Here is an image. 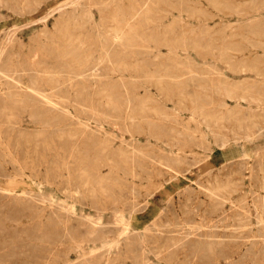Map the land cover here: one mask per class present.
<instances>
[{
  "label": "rangeland",
  "instance_id": "obj_1",
  "mask_svg": "<svg viewBox=\"0 0 264 264\" xmlns=\"http://www.w3.org/2000/svg\"><path fill=\"white\" fill-rule=\"evenodd\" d=\"M73 1L0 2V44L4 47L0 70H7V65L21 67L41 62L53 70L55 75L65 74L79 62L71 54L64 56L60 50L63 48L64 32L72 34H67L71 45L73 40L79 37L81 41L75 40V43H79L80 50L89 52L91 60L95 59L94 55L101 52V43L107 39L104 34L107 25L103 23V18L108 17L117 5L127 12L128 5L135 0H75L77 3ZM145 1L146 8L150 6L158 16L155 20L160 21L158 24L161 23L157 28L147 27L145 31H152L158 38L153 41L148 38L141 40V37L137 36V42H144L141 47L144 46V50L149 52L125 58L128 62L140 63L142 69H132L123 74L117 71L114 74L108 73L99 69L98 73L89 79L92 83L89 82L86 89L69 87L55 96L58 100V103H55L56 112L50 111L40 117L37 114L36 121L34 117H29L32 107L13 108L15 113L11 110L15 117L11 116L10 121L22 124L32 134H37L41 124L45 125L41 121L47 120V137L64 134L66 141L82 142L84 136H91V140L97 142H88L87 147L83 148L89 150L93 157L95 149L103 148L104 141H107L104 144L107 145L104 152L109 149L110 157L109 164L101 168L102 174L107 178L104 190L94 185L93 188L90 184L89 188L83 189L81 186L80 191H73L68 195L58 191L56 183L38 178L31 185H34L33 188L38 192L52 195L48 202L39 199H25L19 202L16 199L17 193L13 194L14 198L6 200L7 197L1 196V193L0 264H36L38 261L43 264H57L65 258L66 264H264V0H231V3L230 0ZM98 2L103 5L99 6ZM63 4L64 11L60 9ZM120 15L122 16V11ZM66 22L69 25H66ZM77 25L78 28H75ZM67 26L68 29L65 30ZM85 30L89 31V35ZM108 30L107 33L111 35ZM140 30L141 28L137 30L138 33ZM82 38L86 41H82ZM119 39L117 37V42ZM172 39H175L177 44ZM178 39L185 40H179L182 43L178 44ZM197 44L202 50L196 48ZM64 57L66 58L63 59ZM95 78H99L101 82ZM3 81L1 78L0 123L7 121L6 115L10 113V110H3L5 105H15L13 100H8L10 96ZM101 89H104L105 93L102 94ZM111 94L114 99H120L119 103L123 107L121 115L113 109L115 102L111 103ZM242 96H246L245 99ZM17 104L22 105L20 102ZM155 109L159 111L158 114ZM90 112L95 113V116ZM99 114L101 116H98ZM249 133L251 136L247 138ZM223 140H226L224 145ZM117 152L120 155H117ZM93 157L87 161L91 162ZM66 173L69 175L68 171ZM8 183V176L0 174V189L7 187ZM132 189L137 192L132 194ZM215 190L219 195L212 194ZM28 196L27 194L26 197ZM135 198L137 209L125 210L122 219H115L113 208L123 207V202ZM218 201L223 203L219 204ZM103 206L106 208L101 210ZM52 208L64 215L63 221H58V216L53 213ZM91 220H95L94 224L105 231L112 230L108 234L113 235L114 242H109L111 239L107 237L108 243H103L106 241L104 239L95 242L85 240L83 249L76 246L69 231L77 229V232L84 236L88 230L86 223ZM30 222L35 223L32 225ZM174 225L181 230L168 231L173 229ZM48 232L53 234L51 239L46 235ZM208 241L209 244L213 242L211 246L206 244ZM210 247L212 251L208 250Z\"/></svg>",
  "mask_w": 264,
  "mask_h": 264
},
{
  "label": "bare ground",
  "instance_id": "obj_2",
  "mask_svg": "<svg viewBox=\"0 0 264 264\" xmlns=\"http://www.w3.org/2000/svg\"><path fill=\"white\" fill-rule=\"evenodd\" d=\"M118 1V0H117ZM211 1V0H210ZM216 1V0H215ZM219 1V0H217ZM216 1V2H217ZM229 1V0H226ZM247 1V0H246ZM0 2H4V0H0ZM75 2V0L73 1ZM79 2V1H78ZM83 2V1H81ZM123 2V1H122ZM146 2L145 0H135L134 3H131L129 6V9L127 10V12H125V9L122 10L120 6H116L113 10L110 11V13L108 14V17H104L103 18V23H106V33H104L106 35V41L102 44V48H101V52L98 55H94V57H96L95 59L91 60L90 58V54L89 52H85L84 50H80L79 47V43L76 44L75 42L79 40L78 39L74 41L73 45H71L70 41L68 42V36H72V34H69L68 32H62L61 34L63 35V42H62V46L63 48L60 50L62 51V53L67 55L71 54L76 60L77 65H74L73 67H70L68 69V71L63 74V75H55L54 73H52V71L49 69V67H46L45 65H42L41 62H33L32 65H26V66H21V67H13L11 65H7V70L6 69H2L0 70L2 72V74H0V79L2 78L3 84L6 85L7 87V91L9 93L10 98L8 100H13V106L10 105H5L6 107L3 108V110L5 111V109H7L8 111L10 110V113L7 114V121H3L0 123V174H5L8 176L9 179V183L7 187H4L3 189H0V194L2 193L1 196L7 197L6 200L8 199H12L13 194L17 193V200L19 202H23L25 199L26 200H32V199H39L43 202H46L47 200L51 199V196H47L44 192L41 191H36L33 186L31 184H33L34 180H49L50 182H54L57 184L58 186V191L60 192H64L66 194H71V192H77L80 191L79 188L82 186L83 189L84 187H88V185L92 184V186H97L100 189L105 188V175L102 174V170L101 168L104 165H108L109 164V157H110V153L108 152L109 149H107V152L105 153L104 150L105 148H107V145L105 146L104 144H106V142L104 141L103 143V148L101 147V149H95V157L91 156L89 153V150H86L83 148V146L87 147L88 142H97V140H91V136H84V139L82 140V142H78L77 140L74 141H66L63 138L64 134H59V136H55V137H47V135L45 134L46 132V123H48L49 121L47 120H43L41 121V123H45L41 124L40 126V130H38L37 134H32L29 133V131H27L22 124H18L16 121H10L11 116H13L12 111L14 110L13 108L16 107H22L23 109H26L27 107H32V110L30 112L29 117H36L37 118V114L40 116H45L48 112L50 111H55L56 112V105L55 103H58V100L55 96H57L58 94H60V92L64 91L66 88L68 89L69 87H78L80 89L83 88H87L89 86V82H91L89 79L96 75L98 73L97 70H105L108 73H113L114 72H118L123 74L125 71H131L133 69V71L140 69L141 64H137V63H133V62H128L126 61V57L127 56H137V55H142L144 53H147L149 51H145L144 50V46L141 47V45H144V42H137L136 37H141L140 39H150V40H157L158 35L154 34L152 31L148 32L145 31L147 29V27L149 28H157L156 26H158V22L160 21H156L155 19L158 17L155 12L153 11V9H150L149 7L146 8ZM196 2V1H195ZM225 2V1H224ZM231 3V0L229 1ZM69 3V2H67ZM77 3V2H75ZM97 3V2H96ZM111 3V2H110ZM148 3V2H147ZM214 3V1H213ZM212 3V4H213ZM220 3V2H218ZM251 3V2H250ZM25 4V3H24ZM189 4V3H188ZM217 4V3H214ZM223 4V3H222ZM234 4V3H233ZM241 4V3H239ZM71 5V4H70ZM72 5H74L72 3ZM98 5L102 6L103 4L101 2H98ZM153 5V4H152ZM192 5V4H191ZM79 6V4H78ZM148 6V5H147ZM210 6V5H209ZM221 4L219 5L220 8ZM223 6V5H222ZM226 6V5H225ZM235 6V5H234ZM64 7V4L60 7V9L62 10ZM114 7V6H113ZM118 7V9H116ZM125 7V6H124ZM127 7V6H126ZM233 7V6H232ZM146 8V9H145ZM177 8V7H176ZM217 7V9H219ZM231 8V7H230ZM227 8V9H230ZM244 8V7H243ZM247 8V7H246ZM264 8V7H263ZM76 9V8H75ZM103 8H101L102 10ZM221 9V8H220ZM224 9V8H223ZM226 9V8H225ZM224 9V10H225ZM232 9V8H231ZM238 9V8H235ZM178 10V9H177ZM201 10H203V8H201ZM64 11V9H63ZM122 11V16L120 15V12ZM73 12V11H72ZM208 12V11H207ZM231 12V11H230ZM76 14V12H74ZM73 13V14H74ZM107 13V12H106ZM104 13V15L106 14ZM180 13V12H179ZM223 13V12H222ZM236 13V12H234ZM71 13V15H73ZM240 15V14H239ZM238 15V16H239ZM181 16V15H180ZM73 17V16H72ZM80 17V16H79ZM169 17V16H168ZM203 17V16H202ZM215 17V16H214ZM69 18V17H68ZM105 18H107V20L105 21ZM190 18V17H189ZM60 19V18H59ZM71 19V18H70ZM75 19V16H74ZM87 19V18H85ZM173 19V18H172ZM161 20V18H160ZM165 20V19H164ZM163 20V21H164ZM213 20V19H212ZM256 20V19H255ZM61 21V19L59 20V22ZM65 21V20H64ZM67 21V20H66ZM71 20H69L70 22ZM207 21V20H206ZM72 22V21H71ZM86 22V21H85ZM97 22V21H96ZM255 22V21H254ZM88 23V22H87ZM99 23V22H97ZM101 23V21H100ZM99 23V24H100ZM164 23V22H162ZM256 23V22H255ZM62 24V23H61ZM73 24V23H72ZM78 24V23H77ZM91 24V23H89ZM66 25H69L66 22ZM85 25V24H83ZM82 25V27H84ZM88 25V24H87ZM97 25V24H96ZM104 25V24H102ZM104 25V26H105ZM62 26V25H61ZM64 26V25H63ZM62 26V27H63ZM80 26V25H79ZM90 26V25H89ZM94 26V25H93ZM101 26V25H100ZM161 26V25H160ZM173 26V25H172ZM192 26V25H190ZM86 27V26H85ZM181 27V26H180ZM71 28V27H70ZM73 28V26H72ZM71 28V29H72ZM78 28V25L77 27ZM80 28V27H79ZM91 28V27H90ZM101 28V27H99ZM110 28V29H109ZM141 28L140 33H138V29ZM174 28V27H173ZM188 28V27H187ZM252 31H254V27L252 26ZM54 29V28H53ZM68 29V26L65 28V30ZM70 29V30H71ZM94 29V28H93ZM96 29L98 30V28L96 27ZM95 29V30H96ZM104 29V28H103ZM104 29V30H105ZM111 31V35H109L107 33V30ZM175 29V28H174ZM197 29V28H196ZM205 29V28H204ZM234 29V28H233ZM245 29V28H244ZM55 30V29H54ZM60 30V29H59ZM69 30V31H70ZM77 30V29H76ZM79 30V29H78ZM83 30V29H81ZM87 30V29H86ZM85 30V31H86ZM96 30V31H97ZM101 30V29H99ZM108 30V31H109ZM183 30V28H182ZM247 30V29H246ZM68 31V30H67ZM75 31V30H74ZM93 31V30H92ZM169 31V30H168ZM191 31V30H189ZM218 31V30H217ZM232 31V30H231ZM15 32V31H14ZM13 32V33H14ZM79 32V31H78ZM81 32V31H80ZM83 32V31H82ZM101 32V31H100ZM163 32V31H162ZM236 32V31H235ZM12 33V32H11ZM72 33V32H71ZM77 33V32H75ZM86 33H88L87 35H89V31ZM85 33V34H86ZM95 33V31H94ZM103 33V32H102ZM165 35V32H163ZM162 33V34H163ZM200 33V32H199ZM238 33V32H237ZM54 34V33H53ZM93 34V33H92ZM13 35V34H10ZM55 35V34H54ZM96 35V34H95ZM200 35V34H199ZM205 35V34H204ZM43 36V35H42ZM80 36V35H79ZM101 36V35H100ZM157 36V37H156ZM160 36V35H159ZM174 36V35H173ZM177 36V35H176ZM196 36V35H195ZM52 37V35H51ZM56 36H54L55 38ZM76 37V35H75ZM82 37V36H81ZM117 37L120 38L119 41L117 42ZM180 37V36H179ZM12 38V37H11ZM53 38V37H52ZM57 38V37H56ZM65 38V39H64ZM70 38V37H69ZM72 38V37H71ZM70 38V39H71ZM74 38V37H73ZM87 39V37H85ZM90 39V37H88ZM92 38V37H91ZM95 38V37H94ZM94 38H93V42H94ZM97 38V37H96ZM155 38V39H153ZM163 38V37H162ZM172 38V37H171ZM182 38V37H180ZM187 38V37H185ZM195 38V37H194ZM62 39V38H61ZM60 39V40H61ZM69 39V40H70ZM200 39V38H199ZM11 40V39H10ZM165 40V39H164ZM173 40V39H172ZM175 40V39H174ZM173 40V41H174ZM178 39V44L180 43ZM185 40V39H182ZM181 40V41H182ZM189 40V39H188ZM198 40V39H196ZM201 40V39H200ZM255 40V39H254ZM6 41V40H4ZM53 41V39H52ZM58 41V40H57ZM67 41V43H66ZM81 41V39L79 40ZM82 41L83 38H82ZM86 41V40H85ZM84 41V42H85ZM100 41V40H99ZM98 41V43H99ZM170 41V40H169ZM191 41V40H190ZM194 41V40H193ZM209 41V40H207ZM206 41V42H207ZM231 41V40H230ZM257 41V40H256ZM9 42V41H8ZM7 42V43H8ZM83 42V43H84ZM156 42V41H155ZM163 42V41H162ZM184 42V41H183ZM187 42V41H186ZM195 42V41H194ZM193 42V43H194ZM6 43V44H7ZM59 43V41H58ZM89 43V42H88ZM151 43V42H150ZM153 43V42H152ZM160 43V42H159ZM167 43V42H166ZM165 43V44H166ZM176 43V40H175ZM182 43V42H181ZM180 43V44H181ZM189 43V42H187ZM192 43V44H193ZM197 43V42H196ZM195 43V44H196ZM209 45L210 42H208ZM213 43V42H211ZM55 44V43H54ZM60 44V43H59ZM58 44V45H59ZM154 44V43H153ZM177 44V43H176ZM184 44V43H183ZM199 44V43H198ZM197 44L196 48L199 47V45ZM57 45V47H58ZM83 45V44H82ZM87 46H89L88 44H86ZM96 45V44H95ZM98 45V44H97ZM168 45V44H166ZM165 45V46H166ZM185 45V44H184ZM222 45V44H221ZM9 46V45H8ZM43 46H45L43 44ZM169 46V45H168ZM212 46V45H211ZM6 47V46H5ZM97 47V46H96ZM137 47H139L137 49ZM141 47V48H140ZM209 48V46H207ZM122 48V49H121ZM173 48V47H172ZM175 48V47H174ZM177 48V47H176ZM175 48V49H176ZM187 48V47H186ZM201 49V47H199ZM206 48V49H208ZM234 48V47H231ZM42 49V48H41ZM49 49V48H48ZM84 49V47H83ZM171 49V48H169ZM258 49V48H257ZM94 50L96 51V48L94 47ZM174 50V49H173ZM173 50H169V51H173ZM202 50V49H201ZM205 50V49H204ZM210 50V48H209ZM52 51V50H51ZM57 51V50H56ZM88 51V50H87ZM92 51V50H91ZM90 51V53H91ZM93 51L95 54L96 52ZM98 51H100L98 49ZM153 51V50H151ZM150 51V52H151ZM225 52H227V50H224ZM264 51V50H263ZM4 52V47L3 44H0V58L2 57V54ZM41 52V51H40ZM43 52V51H42ZM175 52V51H173ZM177 52V51H176ZM216 52V51H215ZM231 52V51H229ZM256 52V51H254ZM15 53V52H14ZM18 53V52H17ZM24 53V52H23ZM39 53V51H38ZM58 53V52H57ZM180 53V52H179ZM201 53V52H200ZM203 53V52H202ZM208 53V50L207 52ZM205 53V55H206ZM209 53L211 54V52L209 51ZM252 53V52H251ZM16 54V53H15ZM25 54V53H24ZM46 55V53H44ZM43 54V55H44ZM168 54V53H167ZM171 54V53H170ZM169 54V55H170ZM186 54V53H185ZM28 56V54H26ZM16 56V55H15ZM41 56V55H40ZM58 56V55H57ZM144 56V55H143ZM17 57V56H16ZM26 57V56H25ZM29 57V56H28ZM45 57V56H44ZM60 57V56H59ZM58 57V58H59ZM63 57V56H62ZM71 57V56H70ZM141 57V56H140ZM219 57V56H218ZM27 58V57H26ZM66 57H64L63 59H65ZM90 58V59H89ZM128 58V57H127ZM28 59V58H27ZM60 59V58H59ZM131 59V58H130ZM138 59V58H137ZM140 59V58H139ZM57 60V59H56ZM75 60V61H76ZM50 61V60H49ZM132 61V60H131ZM15 62V61H14ZM64 62V61H63ZM21 63V62H20ZM30 63V62H29ZM105 64L102 65L101 64ZM112 63V64H111ZM34 64V65H33ZM69 64V63H68ZM165 64V63H164ZM50 65V64H49ZM65 65V64H64ZM67 65V62H66ZM70 66V64H69ZM263 66V65H262ZM146 67V66H145ZM156 67V66H155ZM187 67V66H185ZM204 67V66H203ZM3 68V66H2ZM66 69V67H65ZM64 69V71H66ZM142 69V68H141ZM63 70V69H62ZM61 70V72H62ZM174 70V69H173ZM60 71V70H59ZM63 71V72H64ZM139 71V70H138ZM196 72V71H195ZM151 74V72H150ZM181 74V73H180ZM109 76V75H108ZM105 76H102V78ZM189 77V76H188ZM101 78V77H100ZM130 78V77H129ZM186 78V77H185ZM99 79V78H95ZM112 79V78H110ZM119 79V78H118ZM166 79V78H165ZM168 79V78H167ZM170 79V78H169ZM108 80V79H107ZM173 80V79H172ZM100 81V79H99ZM97 81V83L99 82ZM133 81V80H132ZM162 81V80H161ZM101 82V81H100ZM110 82V81H109ZM92 83V82H91ZM116 83V82H115ZM124 83V82H123ZM153 83V82H152ZM100 84V83H99ZM3 85V86H4ZM106 85V83H105ZM114 86V85H113ZM112 86V87H113ZM138 86V85H137ZM136 86V87H137ZM164 86V85H163ZM98 87V86H96ZM95 87V88H96ZM153 87V86H152ZM5 88V87H4ZM102 88V87H100ZM99 88V89H100ZM115 88V87H114ZM230 88V87H228ZM66 89V90H67ZM77 89V88H76ZM118 89V88H117ZM129 89V88H128ZM223 89V88H222ZM75 90V89H74ZM78 90V89H77ZM110 90V89H109ZM116 90V89H115ZM224 90V89H223ZM227 90V89H226ZM134 91V90H133ZM236 91V90H235ZM78 92V91H77ZM229 91H227L228 93ZM259 92V91H258ZM101 93H105L104 89H101ZM226 93V94H227ZM231 93V92H230ZM75 94V93H73ZM77 94V93H76ZM99 94H100V90H99ZM130 94V93H129ZM79 95V94H78ZM82 95V94H81ZM97 95V94H96ZM112 95V94H111ZM110 95V96H111ZM204 95V94H203ZM71 96V95H70ZM100 96V95H99ZM105 96V95H104ZM153 96V95H152ZM255 96V95H254ZM77 97V96H76ZM80 97V95H79ZM101 97V96H100ZM103 97V96H102ZM106 97V96H105ZM113 98V95L111 96ZM146 97V96H145ZM246 96H242V98L245 99ZM73 98V97H72ZM71 98V99H72ZM78 98V97H77ZM98 98V97H97ZM104 98V97H103ZM107 98V97H106ZM131 98V97H129ZM137 98V97H136ZM70 99V98H69ZM80 99V98H79ZM100 99V98H98ZM97 99V100H98ZM238 99V98H237ZM259 99V98H258ZM92 100V98H91ZM118 98L115 97V99L113 98V101L115 102V106L113 107L114 110H117L118 113L121 115L122 112V106L121 103H119ZM125 100V99H124ZM253 100V99H252ZM59 101H61L59 99ZM95 101V100H94ZM99 101V100H98ZM102 101V100H101ZM106 101V100H105ZM240 101V99H239ZM17 102L22 103L21 106H17ZM66 102V101H64ZM96 102V101H95ZM100 102V101H99ZM104 102V100H103ZM12 103V102H11ZM68 103V102H67ZM91 103V102H90ZM107 103V102H106ZM110 103V101H109ZM249 103V102H248ZM17 104V105H16ZM63 104V103H62ZM101 104V102H100ZM114 104V103H113ZM112 104V105H113ZM12 105V104H11ZM79 105V104H78ZM150 105V104H149ZM58 106V105H57ZM74 106V105H73ZM96 106V105H95ZM110 106V105H109ZM70 107V106H68ZM77 107V106H76ZM82 107V106H81ZM89 107V105H88ZM189 107V106H188ZM64 108V107H63ZM74 108V107H73ZM91 108V107H90ZM100 108H102V106H100ZM164 108V107H163ZM65 109V108H64ZM84 109V108H83ZM82 109V110H83ZM192 109V108H191ZM194 109V108H193ZM262 109V108H261ZM6 110V112H8ZM12 110V111H11ZM68 110V109H67ZM93 110V109H91ZM95 110V109H94ZM93 110V111H94ZM102 110V109H101ZM104 110V109H103ZM142 111L145 110L141 109ZM196 110V109H195ZM97 111V110H95ZM94 111V112H95ZM15 113V111H13ZM59 113V111H57ZM77 112V111H76ZM85 112V111H84ZM128 112V111H127ZM155 112L158 114L159 111L155 109ZM193 112V111H192ZM68 113V112H67ZM100 113V112H99ZM102 113V112H101ZM100 113V114H101ZM105 113V112H104ZM66 115V113H63ZM70 114V111H69ZM90 114H92L90 112ZM95 113H93L92 115H94ZM98 116H101V115ZM107 114V113H106ZM105 114V115H106ZM152 114V113H151ZM242 114V113H241ZM28 115V114H27ZM128 115V114H127ZM24 116V115H23ZM62 117V115H60ZM75 116V115H74ZM95 116V115H94ZM107 117V115H106ZM131 117V116H130ZM222 117V116H221ZM26 118V117H24ZM36 118L34 119L36 121ZM55 118V117H54ZM53 118V119H54ZM72 118V117H71ZM70 118V120H71ZM98 118V117H97ZM132 118V117H131ZM134 118V117H133ZM223 118V117H222ZM15 119V118H13ZM31 119V118H30ZM46 119V118H44ZM57 119V118H56ZM60 119V118H59ZM107 119V118H106ZM141 119V118H140ZM22 120V119H21ZM20 120V121H21ZM38 120V119H37ZM55 120V119H54ZM53 120V122H54ZM122 120V119H121ZM232 120V119H231ZM72 121V120H71ZM76 121V120H75ZM123 121V120H122ZM28 122V121H27ZM34 122V121H33ZM52 122V121H51ZM25 123V122H23ZM105 123V122H104ZM122 123V122H121ZM216 123H219L216 121ZM32 124V122H31ZM36 124V123H35ZM53 124V123H52ZM237 124V123H236ZM40 125V124H39ZM48 125V124H47ZM59 125V124H58ZM79 125V124H78ZM82 125V123H81ZM221 125V124H219ZM84 125H82L83 127ZM61 127V126H60ZM130 127V126H129ZM237 127V126H236ZM135 128V127H134ZM264 128V127H263ZM86 129V128H85ZM101 129V128H100ZM51 130V129H50ZM87 130V129H86ZM237 130V129H236ZM44 131V132H41ZM79 132V129L77 130ZM83 131V129H82ZM85 131V130H84ZM83 131V132H84ZM91 131V130H90ZM89 131V132H90ZM124 131V130H123ZM238 131V130H237ZM248 131V130H247ZM50 132V131H49ZM77 133V132H76ZM81 133V132H80ZM236 133V132H235ZM84 134V133H83ZM88 134V132H87ZM216 134V133H215ZM244 133H242V136ZM251 133L247 134L246 137L249 138L251 135ZM51 135V134H49ZM85 135V134H84ZM261 135V134H260ZM94 136V134H93ZM73 137V136H72ZM111 137V136H110ZM116 137V136H115ZM154 137V136H153ZM194 137V136H193ZM215 137V136H214ZM226 137V136H225ZM238 137V136H236ZM241 137V136H240ZM159 138V137H158ZM227 138V137H226ZM225 138V139H226ZM245 138V137H244ZM230 139V138H227ZM236 139V138H235ZM107 140V139H104ZM228 141V140H227ZM226 143V140L222 141V145H224ZM92 144V143H91ZM94 144V143H93ZM98 144V143H96ZM123 144V142H122ZM140 144V143H139ZM152 144V143H151ZM164 144V143H163ZM228 144V143H227ZM102 145V143H101ZM110 145H112L110 143ZM109 145V146H110ZM80 146H82V148L80 149ZM108 146V147H109ZM180 146V145H179ZM111 147V146H110ZM125 147V146H124ZM170 147V146H169ZM97 148V146H96ZM122 148V147H121ZM182 148V147H181ZM119 150V148H118ZM122 151V149L120 150ZM160 152V151H159ZM118 153V152H117ZM164 153V152H163ZM212 153V152H211ZM122 154V153H121ZM124 154V153H123ZM122 154V155H123ZM93 155V154H92ZM117 155H120L119 153ZM170 156V155H169ZM91 157H93V160L91 162H88L87 160H89ZM100 157V158H99ZM156 157V156H155ZM159 157V156H158ZM156 160H158L156 158ZM153 162H155L154 160H152ZM161 163H163L162 160H159ZM172 162V161H171ZM179 162V161H178ZM125 163V162H124ZM128 163V162H127ZM165 163V162H164ZM169 163V162H168ZM167 163V165H168ZM177 163V162H176ZM166 164V163H165ZM113 165V164H112ZM155 165V164H154ZM159 166H161L160 164H158ZM117 166V165H116ZM113 166V167H116ZM169 166V165H168ZM172 167V166H171ZM188 167V166H187ZM121 168V167H120ZM159 168V167H158ZM173 168V167H172ZM110 169V168H109ZM171 169V168H170ZM174 169V168H173ZM172 169V170H173ZM66 171H68L69 175H66ZM109 171V170H108ZM157 172V171H156ZM110 173V172H109ZM155 173V172H154ZM162 174V173H161ZM158 176V175H157ZM108 177V176H107ZM134 178V177H133ZM107 179V178H106ZM109 179V178H108ZM262 180V179H261ZM126 181V180H125ZM144 182V181H143ZM31 185V186H30ZM37 185V184H36ZM93 186V188H94ZM96 187V188H97ZM115 187V186H114ZM118 187V185L116 186ZM206 187V186H205ZM89 188V187H88ZM124 188V187H123ZM16 189V191H15ZM92 189V188H91ZM138 189V188H137ZM218 189V188H217ZM226 189V188H225ZM232 189V188H231ZM104 190V189H103ZM204 190V189H203ZM220 192V189H218ZM224 192V188L222 189ZM12 191H15L12 193ZM88 191V190H87ZM93 191V190H92ZM98 191V190H97ZM102 191V190H100ZM108 191V190H107ZM236 191V190H235ZM85 192V191H84ZM90 192V191H89ZM99 192V191H98ZM132 194H135V189H132ZM226 192V191H225ZM95 193V192H94ZM211 193V192H210ZM221 193V192H220ZM27 194L29 195L28 197ZM83 194V193H82ZM90 194V193H89ZM100 194V193H98ZM104 194V193H103ZM212 194L214 195H219L218 191H212ZM226 194V193H225ZM230 194V193H229ZM92 195V193H91ZM94 195V194H93ZM214 195V196H215ZM101 196V194H100ZM105 196V195H104ZM232 196V195H231ZM73 197V196H72ZM212 197V195H211ZM226 197V196H225ZM102 198V197H101ZM109 198V197H108ZM219 198V197H217ZM216 198V199H217ZM87 199V197L85 198V200ZM104 199V198H103ZM102 199V201H103ZM113 199V198H112ZM220 199V198H219ZM227 199V197H226ZM225 199V200H226ZM16 200V201H17ZM105 200V199H104ZM221 200V199H220ZM224 200V202H226ZM264 200V199H263ZM101 201V202H102ZM172 201V200H170ZM213 201V199H212ZM230 201V200H229ZM232 201V200H231ZM48 202V201H47ZM87 202V201H86ZM90 202V201H89ZM100 202V203H101ZM105 202V201H103ZM117 202V201H116ZM215 202V201H214ZM219 204H222L223 202L218 201ZM242 202V201H241ZM39 203V202H38ZM51 203V202H50ZM49 203V204H50ZM120 203V202H119ZM243 203V202H242ZM264 203V201H263ZM18 204V203H17ZM41 204V203H40ZM46 204V203H45ZM72 204V203H71ZM90 204V203H89ZM105 204V203H104ZM122 204V203H120ZM139 204V203H138ZM218 204V206H219ZM245 204V203H244ZM258 203H256L257 205ZM260 204V203H259ZM19 205V204H18ZM53 205V204H52ZM51 205V206H52ZM88 205V203H87ZM46 206V205H45ZM72 206V205H71ZM108 206V205H107ZM123 207H112L113 208V214L115 219H119V217L122 219L124 216L123 214H125L126 212H124L125 210H129L132 211L134 209H137L135 207L136 206V198L130 201H125L123 202ZM139 206V205H138ZM217 206V205H215ZM50 207V206H49ZM53 207V206H52ZM111 207V205H110ZM221 207V205H220ZM224 207V206H222ZM70 208V206H69ZM106 206L101 207L100 209L103 210L105 209ZM108 209V208H107ZM210 209V208H209ZM217 209V208H216ZM38 210V209H37ZM45 210V209H42ZM72 210V209H71ZM218 210V209H217ZM36 211V209H35ZM53 213L57 214L58 216V221H63V219L65 218L64 215L57 210H53ZM216 211V210H215ZM261 211V209H260ZM33 212V211H32ZM46 212V211H45ZM203 212V211H202ZM257 212V211H256ZM262 212V211H261ZM47 213V212H46ZM45 213V214H46ZM133 213V212H132ZM171 213V212H170ZM2 214V212H1ZM32 214V213H31ZM34 214V213H33ZM43 214V213H42ZM41 214V215H42ZM235 214V213H234ZM241 214V213H240ZM246 214V213H245ZM263 214V213H262ZM11 215V214H10ZM85 215V214H84ZM134 215V214H133ZM202 215V214H201ZM204 215V214H203ZM238 215V214H237ZM46 216V215H45ZM128 216V215H125ZM215 216V215H214ZM247 216V215H246ZM261 216V215H260ZM41 217V216H40ZM50 217V216H49ZM54 217V215H53ZM76 217V215H75ZM134 217V216H133ZM138 217V216H137ZM263 217V216H262ZM44 218V216H43ZM74 218V217H73ZM86 218V217H85ZM210 218V217H209ZM212 218V217H211ZM214 218V217H213ZM223 218V217H222ZM228 218V217H227ZM36 219V218H35ZM41 219V218H40ZM49 218H47L48 220ZM83 219V218H82ZM100 219V218H99ZM126 219V218H125ZM139 219V218H138ZM243 219V218H242ZM45 220V219H44ZM86 220V219H85ZM97 220V219H95ZM94 220V221H95ZM233 220V219H232ZM240 220V219H239ZM258 220V219H257ZM256 220V221H257ZM261 220H263L261 218ZM40 221V220H39ZM43 222V219L41 220ZM52 221V220H51ZM70 221V219H69ZM93 220H91L90 223H86V225L88 226V230H87V234L86 235H80L76 230H70L69 233L71 234L72 238L75 240L76 242V246L78 245L81 246V248L83 249L84 247H82V244H84L83 241L85 240H93L94 242L97 240H106L107 237H110L111 240H109V242L113 241V235L111 234V236L108 234L109 231L111 232L112 230L109 231H105L104 229L99 228L98 226H96ZM117 221V220H116ZM202 221V220H201ZM228 221V220H227ZM226 221V222H227ZM241 221V220H240ZM32 222V221H31ZM30 222V223H31ZM71 222V221H70ZM69 222V223H70ZM206 222V221H205ZM229 222V221H228ZM263 222V221H262ZM35 223V222H34ZM33 223V224H34ZM83 223V222H82ZM133 223V222H132ZM162 223V221H161ZM173 223V222H172ZM175 223V222H174ZM187 223V222H186ZM24 224V222H23ZM32 224V223H31ZM32 224V225H33ZM101 224V223H100ZM122 225H124L123 223H121ZM120 224V225H121ZM149 224V223H148ZM147 224V225H148ZM169 224V223H168ZM179 224V223H178ZM201 224V222H200ZM211 224V223H210ZM224 224V223H223ZM231 224V223H230ZM45 225V223H44ZM136 224H134L135 226ZM146 225V226H147ZM203 225V224H202ZM206 225V224H205ZM221 225V224H220ZM232 225V224H231ZM260 225V224H259ZM42 226V225H41ZM46 226V225H45ZM68 226V225H66ZM73 226V225H72ZM105 226V225H104ZM112 226V225H111ZM118 226V225H117ZM154 226V225H153ZM158 226V225H156ZM183 226V225H182ZM61 227V226H60ZM102 227V226H101ZM186 227V226H185ZM190 227V226H189ZM259 227V226H258ZM43 228V227H42ZM57 228V227H56ZM59 228V226H58ZM71 228V227H69ZM82 229L84 228L83 226L81 227ZM122 228V227H121ZM131 228V227H130ZM160 228V227H159ZM172 228V227H171ZM187 228V227H186ZM239 228V227H238ZM35 229V228H34ZM146 229V227H145ZM164 229V228H163ZM184 229V228H183ZM192 229V228H191ZM206 228H204L205 230ZM220 229V228H219ZM218 229V230H219ZM263 229V228H262ZM160 230V229H159ZM158 230V231H159ZM179 231L181 229H179V227H177V225H174L173 229H169L168 231ZM194 230V228L192 229ZM200 230V229H199ZM211 230V229H210ZM213 230V228H212ZM215 230V229H214ZM247 230V229H246ZM130 231V229H129ZM177 231V232H178ZM34 232V231H33ZM154 232V231H153ZM192 232V231H191ZM82 233V232H81ZM141 233V232H140ZM166 233V232H165ZM168 233V232H167ZM43 234V233H42ZM173 234V233H172ZM177 234V233H176ZM50 239L52 238V232H48L46 234ZM56 235V234H55ZM67 235V234H66ZM129 235V234H128ZM151 235V234H148ZM156 235V233H155ZM162 235V234H161ZM174 235V234H173ZM211 235V234H210ZM209 235V236H210ZM257 235V234H256ZM158 236V235H157ZM164 236V235H163ZM172 236V235H171ZM59 237V234H58ZM119 237V236H118ZM149 237V236H148ZM176 237V236H175ZM29 238V236H28ZM32 238V237H30ZM42 238V237H41ZM40 238V239H41ZM47 238V237H46ZM126 238V237H125ZM177 238L179 239V237L177 236ZM44 239V238H43ZM139 239V238H138ZM159 239V238H157ZM183 239V238H182ZM127 240V239H126ZM175 240V239H174ZM174 240L172 242H174ZM211 239H209L210 241ZM53 241V240H52ZM148 241V240H147ZM206 243L207 245L209 244ZM114 242V241H113ZM124 242V241H123ZM128 244V241H126ZM157 242V241H156ZM171 242V243H172ZM182 242V241H181ZM33 243V242H32ZM103 243H108V240H106ZM147 243V242H146ZM177 243V242H175ZM200 243V242H199ZM197 243V244H199ZM202 243V242H201ZM213 243V242H212ZM210 243V244H212ZM220 243V241H219ZM31 244V243H29ZM41 244V243H40ZM44 244V243H43ZM47 244V243H45ZM157 244V243H156ZM179 244V243H177ZM209 244V246H211ZM224 244V243H223ZM71 245V244H70ZM74 245V244H73ZM87 245V244H86ZM111 245V244H110ZM142 245V242H141ZM175 244H173L174 246ZM219 245V244H217ZM36 246V245H35ZM54 245H52L53 247ZM208 246V247H209ZM91 247V246H89ZM112 247V246H110ZM125 247V246H124ZM196 247V246H195ZM202 247V245H201ZM206 247V245L204 246V248ZM8 248V247H7ZM54 248V247H53ZM127 248V247H126ZM169 248V247H168ZM194 248V247H193ZM81 249V250H82ZM107 249V248H106ZM112 249V248H111ZM116 249V248H115ZM86 250V249H85ZM127 250V249H126ZM211 250V247L210 249ZM90 251V250H89ZM212 251V250H211ZM79 252V251H78ZM112 252V251H111ZM129 252V251H128ZM214 252V251H213ZM86 253V251H85ZM127 253V252H126ZM143 253V252H142ZM205 253V252H204ZM159 254V253H156ZM208 254V253H207ZM212 255V254H211ZM158 256V255H156ZM250 256V255H249ZM2 255L0 254V261L2 260ZM65 258V257H64ZM92 258V257H91ZM96 258V257H95ZM118 258V257H117ZM144 258V257H143ZM142 258V259H143ZM207 258V257H206ZM67 258H65L64 260H66ZM62 260V262L57 263V264H66V262ZM68 261V260H67ZM104 261V260H103ZM144 262V261H143ZM69 263V262H68ZM75 263V262H74ZM36 264H43L41 261H38ZM45 264H50V263H45Z\"/></svg>",
  "mask_w": 264,
  "mask_h": 264
}]
</instances>
